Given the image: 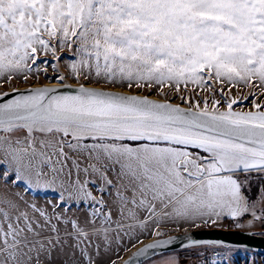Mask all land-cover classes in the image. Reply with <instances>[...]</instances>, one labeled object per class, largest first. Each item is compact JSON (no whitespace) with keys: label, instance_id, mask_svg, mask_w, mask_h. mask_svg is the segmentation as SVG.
Segmentation results:
<instances>
[{"label":"snow or ice","instance_id":"6c2138e0","mask_svg":"<svg viewBox=\"0 0 264 264\" xmlns=\"http://www.w3.org/2000/svg\"><path fill=\"white\" fill-rule=\"evenodd\" d=\"M3 85L0 264H224L240 245L188 229L264 235V0H0Z\"/></svg>","mask_w":264,"mask_h":264},{"label":"water","instance_id":"95a60500","mask_svg":"<svg viewBox=\"0 0 264 264\" xmlns=\"http://www.w3.org/2000/svg\"><path fill=\"white\" fill-rule=\"evenodd\" d=\"M189 232L192 233L196 239L223 240L226 243L241 246L236 249H242L259 255H264V236L248 234L249 232H253V231L239 230V229H224V228H205V229L190 230ZM184 234H185L184 232H181L177 234H171L170 236L182 237ZM151 240H148L143 244H148L151 242ZM179 243L180 241H176V243H174L172 247L177 248L179 246ZM139 247H141V245L131 250V252L126 257H124L119 264H123V260H127L128 257L131 256L132 253L135 252ZM155 257L157 256H152L148 260H143V258H141L142 264Z\"/></svg>","mask_w":264,"mask_h":264},{"label":"crops","instance_id":"0c3cea01","mask_svg":"<svg viewBox=\"0 0 264 264\" xmlns=\"http://www.w3.org/2000/svg\"><path fill=\"white\" fill-rule=\"evenodd\" d=\"M205 228H223V226H222V227H200V228H190V229H188V231H190V230H196V229H205ZM236 229H239V230H247V231L249 230V229H247V228H236ZM164 230H165V232L167 233V235L177 234V233L184 232L183 229L177 231V230H174V229H171V228H165ZM249 231H250V230H249ZM153 238H154V237H148V238H146V239L143 240V243H145V242H147L148 240H151V239H153ZM126 242H127V241H126ZM139 245H140V244H137L136 247L139 246ZM131 249H133V248H130L128 251H131ZM122 253H125V252L122 251ZM127 253H128V252H127ZM232 254L237 255L238 257L242 256V258H248L250 261H252V260H253V257H254L253 253H251V252H249V251H246V250L243 251L242 249H234V251H232ZM122 255H123V254H122ZM260 257H264V255L256 254V261H257V264H259ZM231 258H232V257H231ZM231 258H230V259H231ZM158 259H159V257H155V258H153V259H151V260L145 262L144 264H153V262L156 261V260H158ZM230 259H226V260L224 261V264H231V263H229ZM239 262H241V258H240Z\"/></svg>","mask_w":264,"mask_h":264},{"label":"rangeland","instance_id":"374dc122","mask_svg":"<svg viewBox=\"0 0 264 264\" xmlns=\"http://www.w3.org/2000/svg\"><path fill=\"white\" fill-rule=\"evenodd\" d=\"M61 71H63V69H61ZM49 75H52V73H51V71L49 72ZM41 83H43V84H49V82L48 81H45V80H41ZM35 85H37L36 84V82H33V86H35ZM17 87H19V88H24V87H26L25 85H17ZM9 89H8V87H7V85H3V86H0V91H8ZM153 98H155V97H153ZM53 195V193H49V196H52ZM223 228L224 229H236L235 227H233L232 225H231V223H227V224H225V226H223ZM250 231H253V232H259V231H261V229H259V228H256V229H249ZM248 230V231H249ZM262 236H264V235H262ZM126 242V241H125ZM130 248H132V247H129V249ZM136 248V247H135ZM134 249V248H133ZM133 249H131V250H133ZM232 251H234V249L232 250ZM244 251V250H243ZM128 252V253H127ZM127 252H125V253H122V251L119 253V255L122 257V259L124 258V257H126L131 251H127ZM250 252V251H249ZM251 253H253V252H251ZM123 254V255H122ZM209 254V253H208ZM207 254V255H208ZM253 255L256 257V253H253ZM232 257V258H231ZM231 259H230V261H229V263H231V264H252V261H250L248 258H242V256H240V257H238L237 255H234V254H232L231 255ZM113 258H115V254L113 255ZM240 258H241V262H239V260H240ZM121 259V260H122ZM121 260H118L117 261V264H119L120 263V261Z\"/></svg>","mask_w":264,"mask_h":264},{"label":"built area","instance_id":"2783aa9c","mask_svg":"<svg viewBox=\"0 0 264 264\" xmlns=\"http://www.w3.org/2000/svg\"><path fill=\"white\" fill-rule=\"evenodd\" d=\"M213 253L209 252L208 258L210 259L212 257Z\"/></svg>","mask_w":264,"mask_h":264},{"label":"trees","instance_id":"16d2710c","mask_svg":"<svg viewBox=\"0 0 264 264\" xmlns=\"http://www.w3.org/2000/svg\"><path fill=\"white\" fill-rule=\"evenodd\" d=\"M230 223L229 221H225V224Z\"/></svg>","mask_w":264,"mask_h":264}]
</instances>
